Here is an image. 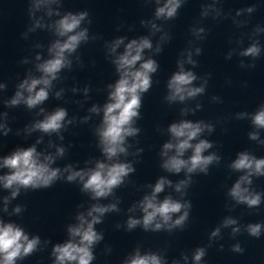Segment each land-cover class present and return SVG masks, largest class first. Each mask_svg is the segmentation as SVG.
<instances>
[{
    "label": "clouds",
    "instance_id": "obj_1",
    "mask_svg": "<svg viewBox=\"0 0 264 264\" xmlns=\"http://www.w3.org/2000/svg\"><path fill=\"white\" fill-rule=\"evenodd\" d=\"M156 5L152 19L140 21L141 26L148 30V35H141L128 39L119 36L111 41L105 42L106 54L115 67L118 79L108 84L107 102L102 106L93 104L88 113L101 115L100 123L95 127L94 134L97 138L103 159H89L85 161L84 168H77L67 164L63 168L53 167L57 159L63 158L67 149L63 144L57 145L51 140L48 148H54L55 152L37 151V145L43 143L44 136L38 137L34 144L29 147H16L9 154L0 156V170H7L0 174V189L9 192V195L0 197V212L8 216L20 215L24 211L23 205H15L9 212V205L15 200L22 190L47 189L58 180L80 185V191L88 195L91 203L85 210L77 211L75 223L67 225L68 238L62 243L52 246L51 257L53 264H92L95 260L94 247L104 239L103 232L96 230V225L103 223V218L108 213L120 212L119 198L112 202L103 204L101 200L114 197L115 189L126 183L130 174L135 172L134 163L127 159L121 160V156L127 158L129 155L138 156L143 149L137 148L134 153L129 149L133 145L128 143V138H135L140 133L136 127V121L141 118L143 94L147 93L153 85V74L159 69L158 62L152 58L162 52L163 45L171 40V34L165 30L164 23L174 20L179 9L186 0H146ZM221 0H208L202 4L200 16L202 19L211 17L213 20L220 18H231L237 28L247 26V19H238L242 16H250L257 9L256 5L236 10L235 15L224 12L218 5ZM61 0H29L28 15L31 21L30 27L23 33L26 39L29 33L37 29H47L52 32L54 39L47 47L48 58H43L41 53L35 55L34 71L29 69L25 77L16 85L14 95L3 101L8 108L20 105L26 106L28 110L39 111L36 116L43 115L42 119H35L26 125L23 133L30 136L34 132H40L51 137L53 134L63 141L62 131H66L69 125L77 122L76 117L68 118V111L64 107H56L47 112L41 105L53 95L61 99L64 89L60 88L53 92L54 82L62 79L61 72L73 67V56L83 43L95 40L97 37L89 36V29L82 25L87 22L91 24L87 10L73 13L67 11L61 13ZM56 5L57 7H53ZM45 10L49 22H45V16H37V12ZM52 17H58L52 19ZM189 32L194 38L188 41V46L179 54L176 61V71L172 73L167 81V95L165 101L171 105L178 103L185 105L180 108L181 117L195 114L202 105L197 102L195 107H188L187 102L195 101L206 92L210 74L199 76L192 69L198 66L194 59L202 53V48L195 42L206 39L207 30L203 26L193 25ZM155 45L152 37L157 36ZM264 33V26L256 25L250 33H241L235 40L237 47L230 48L225 59H232L234 55L240 57L239 67L253 69L255 61L264 52L259 36ZM247 35L248 45L244 47V36ZM232 43V40L229 41ZM123 46V51H118ZM44 46L36 43L34 48L40 49ZM146 51L151 55H145ZM244 58H249L250 62ZM77 63L80 57L75 56ZM22 64L30 63L25 57ZM190 65L191 68H186ZM38 73L39 75H36ZM197 82H199L197 84ZM6 84L0 83V91L6 89ZM72 93L81 92L88 98L89 87L83 89L73 87ZM212 102L222 103L219 96H212ZM92 115L81 118L80 123H87ZM237 120L247 119L253 128L248 133V139L264 145L260 132L264 130V103H261L254 112H238L235 114ZM8 113H0V134L7 136L11 128L7 124ZM169 139L161 146L160 167L167 173L173 175L184 174V178L173 183L166 176H160L154 184L146 185L150 192L143 195L142 199L135 202L127 209L129 215L124 225L117 224L116 228L123 227L125 231H133L140 227L145 232L184 230L192 209L190 200L185 199L187 190L193 183V175H207L210 166L219 164L221 157L216 152H209L214 147L213 142L202 138L205 133L211 134L215 131V125L211 122L181 118L170 123L166 129ZM20 135V131H17ZM186 157V153H189ZM208 152L209 154L205 155ZM92 165V166H89ZM228 168L232 172L241 173L227 191V197L232 203L226 202L225 207L231 211L236 205H244L248 209H259L264 203V192L256 191L253 185V177H264V158H257L251 152L244 150L236 154ZM166 188L172 189L179 198H174L170 193L160 199V194ZM83 208V205H78ZM136 212L141 215L137 217ZM230 229V235L235 239L242 232L250 237L259 239L264 234V222L241 224L238 218L231 215L225 216L222 221L210 232L208 244L196 247L191 257L181 253L180 259H173L171 264H203L208 248L223 238L222 230ZM50 241H41L38 235H30L25 229L13 222L5 221L0 216V264H17L33 253L40 250L41 245L47 246ZM221 250L223 245H220ZM111 249H106L110 252ZM234 253H243L244 248L239 242L231 245ZM122 264H168L165 255L159 252H141L137 246L129 253Z\"/></svg>",
    "mask_w": 264,
    "mask_h": 264
}]
</instances>
